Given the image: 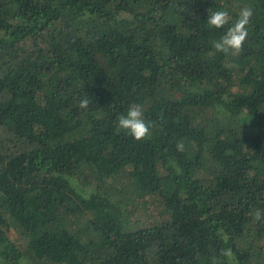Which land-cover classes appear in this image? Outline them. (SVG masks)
I'll list each match as a JSON object with an SVG mask.
<instances>
[{"label": "trees", "instance_id": "16d2710c", "mask_svg": "<svg viewBox=\"0 0 264 264\" xmlns=\"http://www.w3.org/2000/svg\"><path fill=\"white\" fill-rule=\"evenodd\" d=\"M245 6L216 52L208 10ZM257 210L264 0H0V264H264Z\"/></svg>", "mask_w": 264, "mask_h": 264}, {"label": "clouds", "instance_id": "9594fccd", "mask_svg": "<svg viewBox=\"0 0 264 264\" xmlns=\"http://www.w3.org/2000/svg\"><path fill=\"white\" fill-rule=\"evenodd\" d=\"M208 12L207 24L209 26L220 29L230 25L223 36L212 42L215 51L225 55L241 53L249 35L248 26L251 23L254 10L248 6L243 7L235 20L232 19L227 9L208 10ZM89 103L88 97H83L80 99L78 107L87 109ZM116 128L118 132L126 131L135 140L140 141L150 137L152 125L145 119L143 106L140 103H133L128 106L124 113L117 117ZM177 150L184 151V144L182 142H177ZM253 219L258 222L264 221V213L257 210ZM220 255L231 258L233 255L232 249H221ZM212 264H217V261L213 260Z\"/></svg>", "mask_w": 264, "mask_h": 264}]
</instances>
